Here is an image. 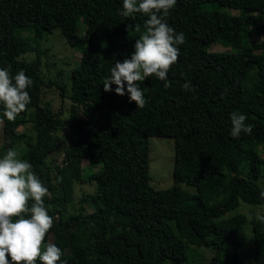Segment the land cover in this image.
Returning a JSON list of instances; mask_svg holds the SVG:
<instances>
[{
	"label": "trees",
	"instance_id": "trees-1",
	"mask_svg": "<svg viewBox=\"0 0 264 264\" xmlns=\"http://www.w3.org/2000/svg\"><path fill=\"white\" fill-rule=\"evenodd\" d=\"M122 10V0H0V68L11 77L23 70L33 81L27 89L31 102L15 121L3 116L0 105L9 140L1 147L14 148L24 140L21 159L49 192L55 182L62 184L64 199L72 181L64 173L71 164L73 174L79 169L74 157L61 167L47 160L57 149L58 129H64L70 147L85 150L96 168L89 178L99 203H92L91 212L64 217L43 197L53 217L44 244L61 249L57 264H189L191 245L208 249L209 261L201 264H240V231L249 223L253 264H264L263 223L254 211L251 218L231 214L241 204L264 207V0H177L166 21L185 34L186 42L178 46V60L167 73L171 87L155 75L138 82L146 99L143 108L129 102L126 91L117 95L114 84L112 91L103 88L111 66L129 58L145 32L146 15L125 17ZM252 28L261 35L257 43L250 39ZM54 29L81 54L69 82L59 83V95L69 100L65 118L41 105L39 49L35 59L24 58L32 39ZM222 39L230 41L229 50H209ZM186 81L192 91L182 87ZM235 111L246 115L251 134L230 135ZM27 117L34 140L17 130ZM149 137L174 140L169 188L156 189L149 182Z\"/></svg>",
	"mask_w": 264,
	"mask_h": 264
},
{
	"label": "clouds",
	"instance_id": "clouds-1",
	"mask_svg": "<svg viewBox=\"0 0 264 264\" xmlns=\"http://www.w3.org/2000/svg\"><path fill=\"white\" fill-rule=\"evenodd\" d=\"M176 3L177 0H122L121 15L130 17L142 13L148 18L145 32L136 39L130 57L111 66L110 75L103 81L105 92L112 91L114 84L117 95L123 96L126 91L129 102L134 101L136 108H143L146 99L138 82L155 75L165 81V88L171 87L167 73L178 60V46L186 42L185 34L177 33L166 21ZM32 84L23 70L11 77L6 69L0 68V105L8 121H15L17 115L26 110L31 102L27 89ZM182 87L186 91L193 90L187 81ZM230 120L233 138H239L241 133L251 134L253 126L246 123L245 114L235 111L230 114ZM19 156L17 150L9 148L0 158V264H37L38 260L40 264H57L61 249L51 242L44 244L53 225V217L48 214L43 200L49 190L31 171L32 165ZM29 200L34 201L31 207ZM27 213L30 216L26 217ZM257 219L264 222V215H258Z\"/></svg>",
	"mask_w": 264,
	"mask_h": 264
},
{
	"label": "rangeland",
	"instance_id": "rangeland-1",
	"mask_svg": "<svg viewBox=\"0 0 264 264\" xmlns=\"http://www.w3.org/2000/svg\"><path fill=\"white\" fill-rule=\"evenodd\" d=\"M209 9V5L204 6ZM233 13H238L232 9ZM250 39L253 43L261 40V35L255 29H251ZM84 32V25L80 24L77 30L79 35ZM231 39H238L237 34L229 33ZM32 49L24 54L26 60H32L37 57L39 52L41 63V75L43 76L44 85L42 86L41 105L48 104L52 110L61 114L62 118L68 116L69 100L62 98L60 93L59 83L69 82L70 71L76 67L80 61V49L71 47L67 44L64 37L58 29L52 30L51 33L43 34L40 39L31 40ZM231 48L230 41L222 39L210 46V51H226ZM37 49L39 51L37 52ZM18 132L25 133L26 139L34 140V130L32 122L27 117V122L17 128ZM57 140V149L48 157V161L52 167L68 166L70 158H77L76 167L79 169V174L72 173V168L67 169L64 175L71 179V194L67 199H64L62 184L54 183V189L46 195V204L58 208L63 213L64 217L74 212H91L92 203H99L96 196L95 182L89 178V175L96 169L89 163L87 154L83 149L70 147L67 144L65 131L63 128L55 132ZM3 133L2 123H0V158H2L7 149L1 146L8 143ZM25 146L24 140H21L14 148L17 152ZM69 152V158L66 156ZM20 154V153H19ZM174 140L165 137H149V176L150 184L156 189H166L173 185V169H174ZM264 155V153H263ZM21 159V156H19ZM69 161V162H68ZM264 170V166H263ZM73 174V175H72ZM182 188L187 192L194 194L195 189L186 184H181ZM250 211H254L256 216L264 215V207L262 205L250 206L241 204L239 208L231 211V214L236 212L245 213L248 218H251ZM260 221V220H259ZM261 222V221H260ZM263 226H264V222ZM240 237L243 239V246L240 250V264H253V235L251 226L246 223L240 231ZM209 257L208 249L191 245L186 253V261L189 264L206 263ZM209 261V260H208ZM169 264V263H166Z\"/></svg>",
	"mask_w": 264,
	"mask_h": 264
}]
</instances>
